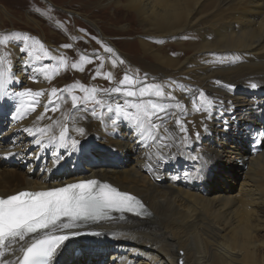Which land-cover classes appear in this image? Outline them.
Wrapping results in <instances>:
<instances>
[{"label": "bare ground", "instance_id": "6f19581e", "mask_svg": "<svg viewBox=\"0 0 264 264\" xmlns=\"http://www.w3.org/2000/svg\"><path fill=\"white\" fill-rule=\"evenodd\" d=\"M106 2L137 16L142 33L149 37L138 42L143 59L150 61L140 66V70L146 71L151 81L162 83L166 95L169 89H174L171 95L175 99L157 101L166 106L169 114L175 113L166 124L171 133L169 147L163 154L167 159L161 161L153 147L142 144L131 125L111 124V114L105 113L103 123L90 115L83 119L81 113L75 120H65L70 105L61 104L60 100L56 111L45 112L49 99H55L44 87L47 74L40 73L34 56L18 48L9 68L0 63L3 66L0 71L14 73L15 79L9 89L11 98L0 99V122L6 123L3 127L6 130L0 135V197L7 198L22 191H47L95 179L142 201L150 218H117L93 224L90 230L99 235L66 244L59 249L55 264H61L59 257L62 264H264V235L259 234H264V148L258 154H251L245 146L247 139L243 131L245 124L264 125V115H261L264 107V0ZM75 14L88 20L90 25L93 23ZM97 42L105 53L106 71L96 77L102 85L108 74L113 77L108 80L111 87H99L103 91L99 97L106 103H134L132 98L111 93V89L122 86L123 80H119L117 74L123 63L113 66V55L118 61L122 55L118 56L117 52H124L118 49L109 54L105 51L107 46ZM33 47L43 51L39 44ZM135 65L137 62H133ZM134 71L137 74L139 69ZM253 83L257 85L255 89L251 87ZM138 84L136 86L140 87ZM28 86H34V93H42L35 97L34 111L21 109L17 98ZM201 90L213 101L210 114L197 110L203 103L195 100ZM258 103L262 104L259 108ZM257 109L259 117L253 119L252 113ZM178 118L187 127L189 143H181L184 134L175 123ZM227 123L235 128L236 124H242L240 144L236 140L231 143L224 134ZM63 124L69 127V136L80 141V147L63 154L57 162L56 153L64 150L41 148L35 140L47 143L49 136L59 135ZM75 127L84 128L85 134L78 135L73 131ZM40 128L46 131L42 134L38 131ZM26 129H32L36 135H30ZM147 143L151 145V141ZM92 145L107 147L108 155L116 156L115 152L126 150L131 156L124 157L126 164L80 166L72 170L73 165L88 160ZM179 145L183 149L179 155L185 164L174 154ZM214 147L225 151L223 156H228L227 162H243L239 189L227 183L234 181L233 174L221 178L219 173L223 166L213 175L223 161H216L219 155L211 158L209 150ZM81 148L86 154H81ZM150 151L154 153L152 158L148 156ZM95 152L104 156L103 152ZM209 159L212 164L208 170ZM172 161L178 169L190 170L175 175L178 183L181 180L188 187L174 185L173 180L172 185L157 182L164 162ZM14 164L16 167L29 165L28 174L12 168ZM37 168L40 169L38 174H29ZM46 171L47 174L41 175ZM195 177L200 180L199 186L193 184ZM77 249L81 251L80 256L68 261ZM4 259L15 261V256Z\"/></svg>", "mask_w": 264, "mask_h": 264}, {"label": "snow or ice", "instance_id": "6c2138e0", "mask_svg": "<svg viewBox=\"0 0 264 264\" xmlns=\"http://www.w3.org/2000/svg\"><path fill=\"white\" fill-rule=\"evenodd\" d=\"M23 42L20 51L26 55L31 54L33 44L39 41H33L28 34L20 32L7 33L0 39V45L7 42ZM31 42V43H30ZM43 48V45L41 44ZM65 48H71V45H64ZM105 51L114 54L111 47H106ZM44 55L51 58L50 53L45 51ZM98 54L91 57H84L87 61L94 60ZM2 63V61H0ZM117 63H124L122 59L118 60L113 55V66ZM61 67L66 66V61L59 60ZM75 67V65H73ZM45 73L47 69H42ZM83 71V69H79ZM100 73L97 72V76ZM95 78V77H94ZM109 81L113 79L111 74L106 77ZM15 83L14 74L0 71V99H9L10 85ZM137 80L134 76L127 73L121 81V87L111 89V93L119 94L124 97L132 98L135 102L131 103L109 101L105 102L97 95V89L81 87L79 90L84 93L83 97L70 95L68 98L72 102L74 112L72 117L65 116V120H75L79 113H85L83 119L88 115L101 121H105V113L109 115L111 124L131 125L137 133L138 139L146 147H150L147 142L159 144L161 151V161L167 159L163 151L169 147L170 130L166 127L168 119H171L175 113L169 114L168 109L158 100L175 99L171 93L174 89H169L166 95L165 86L161 84H147L140 82L137 87ZM217 83H220L217 81ZM231 87V86H229ZM252 88L257 85L253 83ZM61 90L53 89L48 105L45 106V112L56 111L59 107L58 93ZM107 91V90H105ZM42 93H34L31 89L18 94L21 109L34 111L36 106L35 97ZM147 98V99H146ZM196 101H202V105L197 110L205 113L211 112L213 101L202 90L195 97ZM94 105L89 108L88 104ZM127 104V107L124 105ZM131 109V110H129ZM42 119V117H41ZM59 123V122H58ZM179 131L184 135L180 138L181 143H189L187 127L181 119L175 121ZM26 131L35 136L36 132L32 129ZM44 133L46 129H38ZM78 135L83 136L85 129L75 127L73 129ZM196 138H199L197 132ZM35 143L41 148H56L64 150L63 153H56V161L62 158L63 154H69L80 147V141L69 136V127L67 124L61 126L58 136H49L47 143H42V139H36ZM196 160L197 157H191ZM151 159V158H149ZM151 167V164H149ZM142 201L130 193L122 192L116 187L102 183L98 180H87L77 183L67 184L63 187L53 188L47 191H22L7 198H0V264H53V257L61 245L71 237L81 235L78 231H69L78 229L89 222H96L110 219L112 213H131L137 217L146 213L138 210L143 209ZM90 235H99V233H86ZM15 256V261L4 259L6 256ZM182 264V262H181Z\"/></svg>", "mask_w": 264, "mask_h": 264}, {"label": "rangeland", "instance_id": "374dc122", "mask_svg": "<svg viewBox=\"0 0 264 264\" xmlns=\"http://www.w3.org/2000/svg\"><path fill=\"white\" fill-rule=\"evenodd\" d=\"M50 2H54V5L45 0H0V39H2L7 33L20 32L23 34H28L33 41H41L40 43L36 44H39L40 46L42 44L43 51L32 47L31 55L32 57L34 56V60L38 64L40 73L42 75L47 74L46 76L43 75L44 78L46 77L44 79V87H47L46 89L48 92H50L49 94L51 95L53 89L61 90L58 94L60 103L63 104L64 102H68L70 105L68 117H72L74 112L72 102L68 97L70 95L83 97L84 93L79 90L82 86L89 89H97L98 96L100 92H103L102 89H99V87L101 88L104 86V89H107L109 86L111 87L108 79L103 78L105 85H102L100 79L96 77L97 72L102 73V71H106V64L103 63L105 53L101 51L102 45H98L97 41H100L107 47H111L114 52H117L118 49L124 52L122 54L119 51L117 52L118 56L122 55L120 59L124 61L123 67L117 69L119 80L122 79L127 73L129 76H134L136 78L137 82L139 83H137L138 85H141L140 82L145 81V78L147 84L162 85V83L158 81H151L149 76L146 77V71L140 70V66L142 67L144 64H149L150 61L143 59L138 42L142 40L146 41L145 39L149 40V37H145V35L142 33L143 29L138 24V18L136 15L128 14L126 10L121 8H117V10L113 3H107L108 1L105 3V0H50ZM75 13H79L84 18L91 20L93 23L90 25L88 20L77 17ZM80 32L83 34L80 35ZM155 41L158 42V40ZM66 44L71 45L72 47H63ZM22 45V41H11L0 45V61H2V64H5V67H7L6 65H8V68L11 66L13 59L17 55V51L15 50L18 48L20 50ZM33 46H35V44H33ZM172 50L178 51L175 49ZM45 51L50 53L51 58L44 55ZM94 54H98L94 60L89 62L84 59V57H91ZM171 55L173 56V53H171ZM61 58L66 61V66L64 67L59 65V60ZM132 61L137 62L138 66H133ZM73 65H75V67H73ZM2 67L3 66H0V68ZM45 68L47 69L46 73L42 70ZM81 68L83 71L79 70ZM134 69H139V72L135 74ZM132 70L134 72H132ZM47 82L49 84H47ZM33 87L34 86H28L27 90H32ZM238 92L241 93V91ZM238 92H236V95L239 94ZM93 106L94 105L91 103L88 104L89 108ZM257 106L259 108V106H262V104L258 103ZM71 109H73V111ZM250 109L251 107L248 109L249 112H251ZM259 111L260 110L257 109L255 114L252 113L253 119L259 117ZM81 114L86 115L85 113ZM261 115H264V107L261 109ZM5 124L6 123L0 122V135H2V133L6 130L3 129ZM235 126L236 128L228 123L225 124V128L223 129L225 130L224 134H226L231 140V143L236 140V142L240 144L242 138L239 137V131L243 126L242 124H240L241 127L238 124ZM262 127L264 128V125H262ZM243 131L244 136L247 139V144L245 143V146L250 152L245 126L243 127ZM240 138L241 140H239ZM151 147H153L152 150H154L155 155L160 156L158 153L161 151V146L158 143L152 144L151 142ZM177 147L178 151L174 154H177L175 156H177L184 163L182 156L179 155L180 151L183 150L182 145ZM262 148H264V145ZM95 151L103 152L104 156L100 153H96ZM151 151L149 152L148 156L152 158L154 153ZM106 152H108L107 147L101 148L99 145H92L89 154L90 156L87 158L88 160L82 162V164L75 166L73 165L72 170H77L80 166L82 168H87L93 166H103L105 164H126L127 161L124 159V157L129 158L131 156V153L126 150L123 153L115 152L116 156H112L111 154L108 155ZM224 152L225 151L222 149L219 150V148L215 147L209 150V153H211V158H213V155H219V159L216 161L221 162V160H223L222 164L218 167V170L213 172V175H215L216 172L218 173L219 169L223 166V170L219 173V175L221 178H229V173L233 174L234 181H227V183L228 185L231 184L230 186L237 190L241 186L242 182V179L240 178V172L244 166L243 162L240 160L236 163L227 162L228 156H223L225 155ZM112 153H114L113 150ZM81 154H86V151L83 150V148H81ZM163 154H166V149L163 151ZM211 164L212 160L209 159L208 170L211 167ZM12 166V168L19 169L20 171L26 172V174H28L27 170L29 165L16 167L14 164ZM39 171L40 169L37 168L35 172L32 171L29 174L35 175L38 174ZM67 171L70 172L69 169H67ZM189 171L190 170L188 168L178 169L177 164L174 161L171 163L164 162V166L160 170L161 173L157 182L159 184L172 185L171 180H173L174 185L188 187V185L184 184L181 180L178 183L175 175L188 173ZM45 174H47V171L46 173L41 172V175ZM199 183V178L195 177L193 179V184L199 186ZM203 193H205L204 190ZM206 196L209 197L210 193ZM157 220L158 218L156 221ZM259 234L264 235L263 233ZM79 256L74 257V254H71L68 261L71 259H77ZM60 263L62 264L63 262ZM67 264H71V262H67Z\"/></svg>", "mask_w": 264, "mask_h": 264}, {"label": "water", "instance_id": "95a60500", "mask_svg": "<svg viewBox=\"0 0 264 264\" xmlns=\"http://www.w3.org/2000/svg\"><path fill=\"white\" fill-rule=\"evenodd\" d=\"M89 238H93V237H89ZM60 249V248H59ZM59 249H58V251H59ZM58 251H57V253H58Z\"/></svg>", "mask_w": 264, "mask_h": 264}]
</instances>
